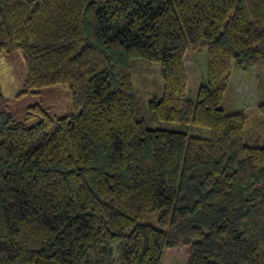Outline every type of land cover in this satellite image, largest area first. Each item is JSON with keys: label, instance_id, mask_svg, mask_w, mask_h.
Returning <instances> with one entry per match:
<instances>
[{"label": "trees", "instance_id": "16d2710c", "mask_svg": "<svg viewBox=\"0 0 264 264\" xmlns=\"http://www.w3.org/2000/svg\"><path fill=\"white\" fill-rule=\"evenodd\" d=\"M12 44L23 93L67 86L74 111L0 108V264H264V146L220 106L234 67L264 65V0H0ZM189 51L207 52L195 101ZM137 58L160 64L156 117L208 137L138 118Z\"/></svg>", "mask_w": 264, "mask_h": 264}, {"label": "rangeland", "instance_id": "374dc122", "mask_svg": "<svg viewBox=\"0 0 264 264\" xmlns=\"http://www.w3.org/2000/svg\"><path fill=\"white\" fill-rule=\"evenodd\" d=\"M186 67L189 75L188 98L195 101L197 91L207 82V52H188ZM234 77L220 104L226 113L245 111L248 115L246 139L248 144L264 146V113L257 110L264 103V65L259 64L247 71L233 68ZM136 113L150 128L171 129L187 132L189 135L208 137L210 131L192 125L162 121L149 108V100L161 99L163 80L160 64L145 58L134 59L131 63ZM26 67L21 51L12 44L8 52L0 54V108L3 105L14 118L26 125L35 124L40 116H30L31 106L39 104L53 117H63L74 111L73 100L67 86L53 85L43 88L40 93H23ZM118 241L111 242L105 249L118 255Z\"/></svg>", "mask_w": 264, "mask_h": 264}]
</instances>
